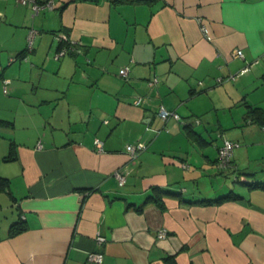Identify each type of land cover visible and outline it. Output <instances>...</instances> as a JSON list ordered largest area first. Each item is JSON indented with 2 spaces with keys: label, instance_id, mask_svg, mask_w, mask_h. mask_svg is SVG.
<instances>
[{
  "label": "crops",
  "instance_id": "crops-1",
  "mask_svg": "<svg viewBox=\"0 0 264 264\" xmlns=\"http://www.w3.org/2000/svg\"><path fill=\"white\" fill-rule=\"evenodd\" d=\"M262 75L264 0H0V264H264Z\"/></svg>",
  "mask_w": 264,
  "mask_h": 264
},
{
  "label": "built area",
  "instance_id": "built-area-1",
  "mask_svg": "<svg viewBox=\"0 0 264 264\" xmlns=\"http://www.w3.org/2000/svg\"><path fill=\"white\" fill-rule=\"evenodd\" d=\"M56 0H16L17 3H19L22 6H26L30 8L34 14H38L40 11H52L54 9V4ZM201 25V30L202 33L204 34V37L206 40H210L209 32L206 26L202 22H200ZM34 32H30L29 36V48L32 45V38H33ZM55 41L61 45V48L57 51L55 58H60L64 56L67 52L69 51H76L78 53V50L75 49L73 46V42H71L68 37L65 34H56L54 36ZM235 55L237 57H242V52L240 50H237L235 52ZM16 60V57H11L9 59V63H12ZM128 72L129 68L124 67L119 70V75L121 78L126 79L128 77ZM156 80H154L155 82ZM4 88L3 92L7 93L8 91V85L10 84L9 80H4L3 81ZM143 100L141 98H136L134 101V105H142ZM158 116L162 120H166L169 116L174 115L177 118V115L165 110L163 107H160L157 112ZM95 145L99 148V150H102V146L99 142H95ZM238 147V143L228 140V139H222L221 145L218 148V156H217V169L220 171H226V170H231L233 169L232 166V155L234 149ZM145 149L144 144L142 143H137V144H131L127 145L125 150L126 153L128 154V157L130 160H133L139 153H141ZM128 172L121 170L117 171L114 175L116 179L118 180L119 185H124L126 182V176ZM166 235L165 230H161L158 233V238H163ZM105 239L102 236L97 235L95 238V243L96 245H101L103 244ZM103 256L100 252H91L88 257H87V262L88 263H93V264H101L102 263Z\"/></svg>",
  "mask_w": 264,
  "mask_h": 264
},
{
  "label": "trees",
  "instance_id": "trees-1",
  "mask_svg": "<svg viewBox=\"0 0 264 264\" xmlns=\"http://www.w3.org/2000/svg\"><path fill=\"white\" fill-rule=\"evenodd\" d=\"M60 48H61V45H60ZM262 81H264V75H262ZM251 113L256 114L255 117L256 116L259 117V116H261L262 111L259 109H253V110H251ZM231 161H232V166H233V159L232 158H231ZM250 186L264 189V184H254V185H250ZM6 187H7L6 179L0 177V190L5 189ZM159 193H161V192H159V191L154 192V195H151L149 197V199H151L152 201H154L156 203H159V196H158ZM164 193H167V192H164ZM239 198L240 197L237 195H228L226 197H222V198L217 199L216 202L219 203L223 199H234L235 200V199H239ZM25 229L26 228L22 225V223H19V222L15 223L9 228V234L8 235L9 236H15V235L19 234L20 232L24 231Z\"/></svg>",
  "mask_w": 264,
  "mask_h": 264
}]
</instances>
